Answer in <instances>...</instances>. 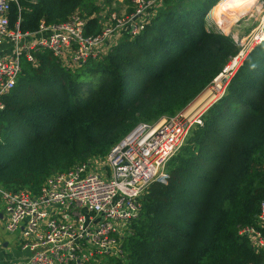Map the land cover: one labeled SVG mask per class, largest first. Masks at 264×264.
Listing matches in <instances>:
<instances>
[{
  "label": "trees",
  "instance_id": "obj_1",
  "mask_svg": "<svg viewBox=\"0 0 264 264\" xmlns=\"http://www.w3.org/2000/svg\"><path fill=\"white\" fill-rule=\"evenodd\" d=\"M109 1V0H107ZM221 0H164L135 36L101 59L63 65L46 48L22 59L0 109V185L38 191L45 177L103 155L139 123L184 108L222 69L236 45L206 14ZM97 0H16L9 22L22 31L78 10L100 28ZM152 181L114 264H260L242 225L264 198V37L243 56L223 94Z\"/></svg>",
  "mask_w": 264,
  "mask_h": 264
},
{
  "label": "built area",
  "instance_id": "obj_2",
  "mask_svg": "<svg viewBox=\"0 0 264 264\" xmlns=\"http://www.w3.org/2000/svg\"><path fill=\"white\" fill-rule=\"evenodd\" d=\"M13 1L0 0V109L3 95L15 85L22 59L37 64L33 55L37 48L50 50L66 66L101 59L123 36L137 35L164 4V0H129L128 13L101 14L99 30L86 33L88 17L78 10L60 22L41 21L37 29L22 31L18 21L12 26L9 22ZM241 55L230 56L184 108L155 122L137 124L103 155L50 173L38 191H13L0 185L1 226L19 232V247L25 252L16 264H114L122 258L123 241L140 211L145 188L152 181H167L166 161L223 94ZM207 90L210 103L194 108ZM238 233L247 237L254 251L264 248V198L253 224L240 226Z\"/></svg>",
  "mask_w": 264,
  "mask_h": 264
},
{
  "label": "rangeland",
  "instance_id": "obj_3",
  "mask_svg": "<svg viewBox=\"0 0 264 264\" xmlns=\"http://www.w3.org/2000/svg\"><path fill=\"white\" fill-rule=\"evenodd\" d=\"M96 4L99 6L98 15H107L112 12L125 14L130 10L129 0H97ZM251 4L247 9L240 11V14L239 12L232 14L230 12V16L224 17L221 23L215 22L211 17L206 18L207 25H215L236 45L237 51L235 53H242L240 59L255 43L262 39V34L264 37V0H253ZM255 34H260V36L255 38ZM239 63L236 65L238 66Z\"/></svg>",
  "mask_w": 264,
  "mask_h": 264
},
{
  "label": "bare ground",
  "instance_id": "obj_4",
  "mask_svg": "<svg viewBox=\"0 0 264 264\" xmlns=\"http://www.w3.org/2000/svg\"><path fill=\"white\" fill-rule=\"evenodd\" d=\"M252 2L253 0H221L220 9L218 11H213V10L209 11L206 18L211 17L215 20V22L221 23L223 22L222 20L224 17L230 16V12L231 14L234 12H239L240 14V11L247 9ZM262 35H261V38H263ZM209 95H210V90L205 91L202 95L199 96V98L194 102L192 106L194 108H197L200 106H202V108L205 107L206 105L210 103L212 99V97H210Z\"/></svg>",
  "mask_w": 264,
  "mask_h": 264
},
{
  "label": "crops",
  "instance_id": "obj_5",
  "mask_svg": "<svg viewBox=\"0 0 264 264\" xmlns=\"http://www.w3.org/2000/svg\"><path fill=\"white\" fill-rule=\"evenodd\" d=\"M0 213L1 218L2 212L0 211ZM0 239H2V245L0 246V264H16L25 254L18 247L19 232H8L2 228L0 223Z\"/></svg>",
  "mask_w": 264,
  "mask_h": 264
},
{
  "label": "water",
  "instance_id": "obj_6",
  "mask_svg": "<svg viewBox=\"0 0 264 264\" xmlns=\"http://www.w3.org/2000/svg\"><path fill=\"white\" fill-rule=\"evenodd\" d=\"M0 216H1V213H0Z\"/></svg>",
  "mask_w": 264,
  "mask_h": 264
}]
</instances>
